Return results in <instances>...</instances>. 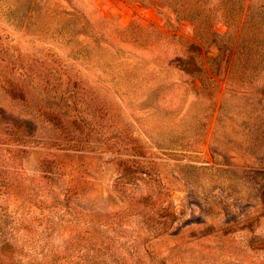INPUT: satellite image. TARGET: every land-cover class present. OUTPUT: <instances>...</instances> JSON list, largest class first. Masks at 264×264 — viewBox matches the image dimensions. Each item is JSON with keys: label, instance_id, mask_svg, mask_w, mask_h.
Returning <instances> with one entry per match:
<instances>
[{"label": "rangeland", "instance_id": "obj_1", "mask_svg": "<svg viewBox=\"0 0 264 264\" xmlns=\"http://www.w3.org/2000/svg\"><path fill=\"white\" fill-rule=\"evenodd\" d=\"M166 1L0 0V264H264V0Z\"/></svg>", "mask_w": 264, "mask_h": 264}, {"label": "trees", "instance_id": "obj_2", "mask_svg": "<svg viewBox=\"0 0 264 264\" xmlns=\"http://www.w3.org/2000/svg\"><path fill=\"white\" fill-rule=\"evenodd\" d=\"M139 1L146 3L150 0ZM202 1L203 0H167L164 5L172 9L178 18L189 19L197 24V21L200 20L202 12H205L200 10L198 7ZM230 2L231 5L224 7L225 9L222 7L217 10L216 18L223 19L230 28L234 29V33H238V42H240L242 34L245 33V31H248L250 27H253V30L251 29V34L253 33L252 39L255 38L258 26L251 23L254 20V16H251L250 12L251 4H249L246 0H222V5L224 4L225 6V4ZM208 18H210L209 15ZM208 25L209 23L207 22L206 26ZM251 44L252 45L250 47H256L254 39Z\"/></svg>", "mask_w": 264, "mask_h": 264}]
</instances>
